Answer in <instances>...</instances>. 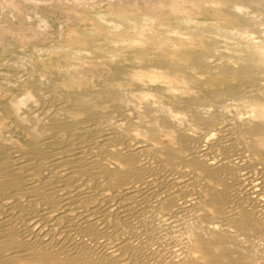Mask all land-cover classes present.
Returning <instances> with one entry per match:
<instances>
[{"label":"bare ground","instance_id":"6f19581e","mask_svg":"<svg viewBox=\"0 0 264 264\" xmlns=\"http://www.w3.org/2000/svg\"><path fill=\"white\" fill-rule=\"evenodd\" d=\"M150 6L0 74V264H264V0Z\"/></svg>","mask_w":264,"mask_h":264},{"label":"rangeland","instance_id":"374dc122","mask_svg":"<svg viewBox=\"0 0 264 264\" xmlns=\"http://www.w3.org/2000/svg\"><path fill=\"white\" fill-rule=\"evenodd\" d=\"M158 1L0 0V74L8 72L7 64L10 61L16 63L14 61L18 59V62L30 64L29 57L38 52V47L50 49L60 44L78 45L82 33L89 34V31L100 29L98 15L111 18L112 13L119 15L133 4H139L142 12L148 8L151 13L163 19L166 9L150 6ZM200 19L216 22L210 10L204 11ZM6 90L7 84L0 75V103L9 98ZM0 128L3 136L11 133L20 137L3 113H0Z\"/></svg>","mask_w":264,"mask_h":264}]
</instances>
